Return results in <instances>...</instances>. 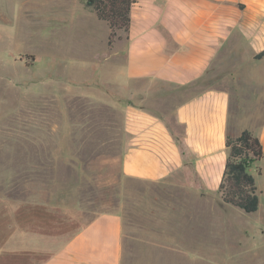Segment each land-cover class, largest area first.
<instances>
[{
    "label": "rangeland",
    "instance_id": "rangeland-1",
    "mask_svg": "<svg viewBox=\"0 0 264 264\" xmlns=\"http://www.w3.org/2000/svg\"><path fill=\"white\" fill-rule=\"evenodd\" d=\"M109 34L83 0H0V264L48 258L15 250L20 235L71 236L118 210L124 264H256L257 214L211 206L214 233L179 230L189 189L125 179L96 188L94 164L118 165L127 143L123 107L173 114L114 86L127 33L112 46Z\"/></svg>",
    "mask_w": 264,
    "mask_h": 264
},
{
    "label": "crops",
    "instance_id": "crops-1",
    "mask_svg": "<svg viewBox=\"0 0 264 264\" xmlns=\"http://www.w3.org/2000/svg\"><path fill=\"white\" fill-rule=\"evenodd\" d=\"M263 51L264 0H136L114 86L173 114L170 120L142 106L123 107L127 143L118 165L94 164L98 191L113 190L122 179L175 183L189 189L179 230L214 233L211 206L237 208L218 192L227 136L248 129L264 148V58L255 59ZM259 165L260 206L252 214L258 216L256 264H264V160ZM125 236L118 210L97 214L71 236L20 235L15 250L49 254L42 264H124ZM177 243L185 255L188 246Z\"/></svg>",
    "mask_w": 264,
    "mask_h": 264
},
{
    "label": "trees",
    "instance_id": "trees-1",
    "mask_svg": "<svg viewBox=\"0 0 264 264\" xmlns=\"http://www.w3.org/2000/svg\"><path fill=\"white\" fill-rule=\"evenodd\" d=\"M85 8L93 12L109 29L108 44L112 46L119 30L128 33L131 10L136 0H83ZM32 58V57H31ZM264 58V51L255 59ZM228 158L218 192L225 204L243 210L246 214L258 211L260 197L256 176L263 174L259 165L264 160V148L259 137L245 129L238 136L226 138ZM31 256V255H29Z\"/></svg>",
    "mask_w": 264,
    "mask_h": 264
}]
</instances>
